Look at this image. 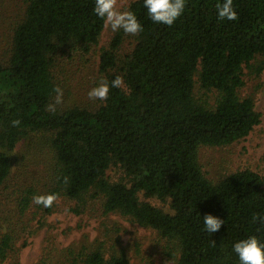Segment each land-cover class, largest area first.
Listing matches in <instances>:
<instances>
[{"label": "trees", "instance_id": "obj_1", "mask_svg": "<svg viewBox=\"0 0 264 264\" xmlns=\"http://www.w3.org/2000/svg\"><path fill=\"white\" fill-rule=\"evenodd\" d=\"M223 2L187 0L169 27L149 18L144 0L133 1L128 10L144 28L135 47L120 55V30L98 62L100 80L121 76L124 86L96 108L68 104L50 112L53 88L63 83L57 69L92 55L104 22L94 14L95 0H24L10 55L0 61V264L30 232L25 218L33 206L44 216L57 209L33 203L49 193L73 202L77 215L119 214L157 231L174 264H239L236 242L256 235L264 243V227L252 223L253 214L264 215L262 176L244 169L213 181L199 161L201 148L231 146L261 122L254 99L241 90L247 76L264 72V0H233L239 21L218 18ZM38 134L54 156L51 176L37 185L16 177L11 186L13 153ZM112 168L121 171L118 180L107 177ZM208 214L224 221L216 233L205 229ZM38 264L130 261L123 248L107 251L102 242L51 246Z\"/></svg>", "mask_w": 264, "mask_h": 264}, {"label": "rangeland", "instance_id": "obj_2", "mask_svg": "<svg viewBox=\"0 0 264 264\" xmlns=\"http://www.w3.org/2000/svg\"><path fill=\"white\" fill-rule=\"evenodd\" d=\"M135 0H120L122 10H128ZM24 0H0V61L8 59L11 49V38L16 23L24 11ZM123 31V30H122ZM117 32L110 28L104 29L99 46L86 59L64 62L57 69L63 83V103L57 106L77 104L88 108H96L100 100L89 99L88 92L99 82V54L101 48L107 47ZM125 35L120 48L124 56L132 51L136 44V36ZM246 73H248L246 71ZM246 84L241 90V97H252L261 122L244 139L224 148L203 147L199 152L200 165L206 177L218 181L236 171L250 169L264 179V72L261 76H247ZM196 92L200 93L199 85ZM210 102L215 101V93H210ZM45 139V141L43 140ZM14 167L10 182L11 186L17 177L20 182L26 177L29 184H41L52 174L55 160L46 144L45 135L30 136L18 144L13 153ZM121 176V171L109 169L107 177L114 181ZM42 187V186H41ZM141 199L144 200L143 196ZM157 207L169 211V207L156 200H148ZM57 209L50 215L37 213L33 206L25 221L30 232L21 236L14 246L5 264H38L44 252L56 246L59 249L71 247L81 248L104 242L107 251L120 246L126 252L130 264H174L166 254V242L157 231L144 228L119 214L107 217L102 213L85 212L77 215L71 211L73 202L59 199ZM12 204L8 208H13Z\"/></svg>", "mask_w": 264, "mask_h": 264}, {"label": "clouds", "instance_id": "obj_3", "mask_svg": "<svg viewBox=\"0 0 264 264\" xmlns=\"http://www.w3.org/2000/svg\"><path fill=\"white\" fill-rule=\"evenodd\" d=\"M186 2L187 0H144V7L154 23L171 27L184 14ZM216 9L220 20L239 21L233 0L217 3ZM94 14L103 20L105 29L110 28L113 33L123 30L126 35L137 36L144 31L134 12L121 9L120 0H95ZM123 86L124 80L121 76H117L111 82L101 79L87 95L93 101H107L112 88ZM53 92L56 93L54 102L47 108L50 112H55L56 106L63 103V89L56 86ZM20 124L21 121L18 119L12 121L13 127H19ZM68 182L69 177H64L63 183ZM58 200L59 196L56 193L33 197V203L43 208H51ZM203 222L205 229L212 234L218 232L224 224L223 220L211 214L205 215ZM252 223L264 227V215L253 214ZM233 250L238 256L239 264H264V243H261L256 235L236 242Z\"/></svg>", "mask_w": 264, "mask_h": 264}]
</instances>
